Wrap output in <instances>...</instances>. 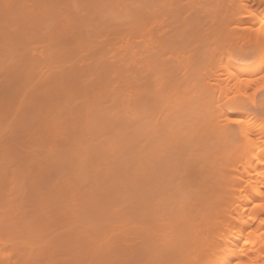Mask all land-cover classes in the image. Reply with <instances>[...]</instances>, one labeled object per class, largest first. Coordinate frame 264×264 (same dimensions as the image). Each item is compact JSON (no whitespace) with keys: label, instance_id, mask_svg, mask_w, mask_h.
Here are the masks:
<instances>
[{"label":"bare ground","instance_id":"1","mask_svg":"<svg viewBox=\"0 0 264 264\" xmlns=\"http://www.w3.org/2000/svg\"><path fill=\"white\" fill-rule=\"evenodd\" d=\"M262 206L264 0H0V232L23 264H264Z\"/></svg>","mask_w":264,"mask_h":264},{"label":"rangeland","instance_id":"2","mask_svg":"<svg viewBox=\"0 0 264 264\" xmlns=\"http://www.w3.org/2000/svg\"><path fill=\"white\" fill-rule=\"evenodd\" d=\"M259 98H260V97H259ZM39 167H40V166H39ZM42 169H43V168L41 167V170H42ZM41 170H37V171H36V172H37L36 175H38V174L40 173V174H39V176H40L39 179H40V180H42V178H43L42 175H43V172L45 171V169H43L42 173H41ZM38 171H40V172L38 173ZM46 172H48V171L46 170ZM46 172H44V176L47 174ZM41 174H42V175H41ZM34 175H35V174H33V178H34ZM39 176H37V177H39ZM33 178H31V179H33ZM44 178H45V177H44ZM47 178H49V177H47ZM47 178H46L45 180H48ZM39 179H38V180H39ZM43 180H44V179H43ZM30 181H31V180H30ZM30 181H29V182H30ZM42 182H43V181H42ZM45 182H46V181H45ZM45 182H43V183H45ZM30 185H31V186H30ZM30 185H29V187H30L29 189L32 188V191H33V193H31V192L29 193V194L31 195V194H34V190H35V189L38 190L39 188L35 187L36 185H35V186H33L32 184H30ZM41 185H42V183H41L40 185H38V187L41 186ZM32 186H33V187H32ZM34 187H35V188H34ZM33 188H34V189H33ZM42 188L45 189V188L43 187V185H42L41 188H40L41 190L36 191V192H38L37 194H39V191H41V192L44 194V190H43ZM30 191H31V190H30ZM41 192H40V193H41ZM43 194H42V195L40 194V195H41V198L38 199L37 202H40V203H41V201H42V203H43V200H45L44 198L46 197L45 194H44V195H43ZM34 195H36V194H34ZM34 195H33V197L31 196L30 200H32V198H34ZM35 197H36V196H35ZM37 198H38V197H37ZM42 198H43V199H42ZM41 199H42V200H41ZM35 200H36V199H35ZM39 200H40V201H39ZM46 200H47V199H46ZM32 201H33V200H32ZM60 201H61V200H60ZM48 202H49V201H47L46 203H48ZM50 202H51V201H50ZM54 202H55V201H54ZM58 202H59V201H58ZM67 202H68V201L66 200V204H65V203H64V204L67 205ZM40 203H39V204H40ZM46 203H45V204H46ZM61 203H63V202H61ZM43 204H44V203H43ZM48 204H49V205H52L53 203H52V204L48 203ZM54 204H55V203H54ZM54 204L52 205V208H51L52 211H53V209H54V208H53V207H54ZM56 204H57V205H60V207H61L60 210L62 211V210H63L62 207H64V204L62 205V204H60V202H59V204L56 202ZM40 205H41V204H40ZM47 206H48V205H47ZM47 206H46V207H47ZM42 207H43V205H42ZM44 207H45V205H44ZM44 207H43V208H44ZM56 207H57V206H56ZM56 207H55V208H56ZM65 207H66V206H65ZM67 207H68V205H67ZM67 207H66V208H67ZM47 208H48V207H47ZM48 209H50V208H48ZM64 209H65V208H64ZM45 210L47 211L46 208H45L43 211H45ZM51 210H50V211H51ZM58 210H59V209L57 208V211H58ZM65 210H66V209H65ZM65 210H64V211H65ZM46 211H45V212H46ZM45 212H44V213H45ZM48 212H49V210H48ZM55 213H56V212L54 211V214H55ZM58 213H59V211H58ZM60 213H63V212H60ZM65 213H66V211H65ZM52 214H53V212L50 213V215H52ZM54 214H53V215H54ZM67 214H69V213H67ZM67 214H66V215H67ZM59 215H60V214H59ZM61 215H62V214H61ZM61 215H60V216H61ZM66 215L63 214V215L61 216V218H63V217L66 216ZM45 216L47 217V216H49V215H45ZM56 216H57V215H56ZM56 216H55V217H56ZM52 217H54V216H52ZM55 217H54V218H55ZM43 218H44V216H43ZM50 218H51V217H50ZM54 218H53V219H54ZM56 218H59V217H56ZM46 219H47V218H46ZM59 219H60V218H59ZM54 220H55V219H54ZM56 221H58V219H57ZM54 222H55V221H53V223H54ZM57 234H58V232H57ZM59 235H60V234H59ZM11 239H13L12 236H11ZM5 240H7V238H5V237H4V234H3L2 232H0V251H1V252H0V260H1V264H4V262L7 264L6 261H10V260H7V259H11V262H9V263L12 264V263H14V260H15V259H17V258L20 259V257H22V254H21V256H19V257L16 256V253H18V252H17L18 246L21 245V242H20V243L18 242L20 245H17V241H18V240H16V241H15L16 244L13 243V244H15V245H13V244H11L10 241H9V242H8V241L6 242ZM19 240L21 241V239H19ZM11 241L13 242L14 240H11ZM16 245H17V246H16ZM59 245H61V244L59 243ZM23 246H24V245H23ZM23 246H22V247H23ZM62 246H64V245H62ZM78 246H79V245H78ZM16 247H17V249H16ZM22 247H19L20 250H21V253L24 252V253L26 254V253H27V251H25L26 249H24V248H22ZM65 247H68V246H65ZM26 248H27V247H26ZM59 248H60V247H59ZM62 248H63V247H62ZM72 248H74V249H75V248H79V249H80V247H76V246H73ZM23 249H24V251H22ZM27 249H28V251H29V248H27ZM60 249H61V248H60ZM20 250L18 249L19 252H20ZM43 250H44L45 252H47L48 248H47V250H46V249H43ZM70 250H71V249H70ZM72 250H73V249H72ZM77 250H78V249H77ZM77 250H76V251H77ZM41 251H42V250H41ZM50 251H52V250H50ZM50 251H48V252H50ZM61 251H62V250H61ZM65 251H66V250H65ZM65 251H64V252H65ZM80 251H81V249H80ZM15 252H16V253H15ZM45 252H43V253H45ZM56 252H57V251L50 252L51 255H50V253H49V254H48V253H45V254H47V256H48L49 259L46 258L47 256L45 257V256H43V254H42L41 256L45 257L46 260L48 261V262H47L46 260L43 261V264H47V263H49V261H50V260L52 261V259L54 260V263L56 264L57 262H59V261L61 260L60 257H62V258H63L62 260L65 262V260H66L65 256H64V257H63L62 255H61L60 257L58 256V255H60L59 253H61V252H59V249H58V252H57L58 254H57ZM67 252H68V251H67ZM78 252H79V251H78ZM78 252H77V253H78ZM24 253H23V255H24ZM33 253H36V252H33ZM40 253H42V252L39 251V253H38V255H37V256H38V260H39V258H41V257L39 256ZM65 253H66V252H65ZM72 253H73V252H72ZM18 254H19V253H18ZM18 254H17V255H18ZM36 254H37V253H36ZM62 254H63V253H62ZM67 254H68V253H67ZM67 254H66V255H67ZM73 254H74V253H73ZM26 255H27V254H26ZM30 255H31V254H30V251H29V256H30ZM53 255H54V256H53ZM68 255H69V254H68ZM13 256H14V257H13ZM15 256H16V257H15ZM32 256H33V255H32ZM50 256H51V257H50ZM55 256L57 257V260H56V261H55V259H56ZM73 256H74V255H73ZM75 256H76V255H75ZM75 256H74V257H75ZM25 257H28V256H25V255H24V259H25ZM34 257H36V255H35ZM30 258H31V256H30ZM30 258H26V260L29 261L28 259H30ZM50 258H51V259H50ZM67 258H69V256H68ZM24 259H23V257H22L20 260L17 259V261L15 260L16 263H14V264H19V263H20V264H21V263L23 264V263H25L24 261H26V260H24ZM36 259H37V258H36ZM36 259H34V260H36ZM43 259H44V258H43ZM64 259H65V260H64ZM2 260H4V261H2ZM38 260H37V261H38ZM62 260H61V261H62ZM67 260H68V259H67ZM18 261H20V262L17 263ZM22 261H23V262H22ZM27 261H26V262H27ZM30 261H32V262H28V264H29V263H30V264H33V263H34V262H33V258H32ZM46 262H47V263H46ZM69 262H70V261H69ZM71 262H72V261H71ZM107 262H108V261H107ZM107 262H105V264H106ZM35 263L37 264V262H35ZM35 263H34V264H35ZM39 263L41 264V262H38V264H39ZM59 263H62V262H59ZM26 264H27V263H26ZM49 264H51V262H50ZM52 264H53V263H52ZM62 264H63V263H62ZM66 264H67V263H66ZM95 264H102V263L99 262V261H96ZM103 264H104V263H103ZM109 264H110V263H109ZM111 264H114V263L111 262Z\"/></svg>","mask_w":264,"mask_h":264},{"label":"snow or ice","instance_id":"3","mask_svg":"<svg viewBox=\"0 0 264 264\" xmlns=\"http://www.w3.org/2000/svg\"><path fill=\"white\" fill-rule=\"evenodd\" d=\"M262 207H264V206H262Z\"/></svg>","mask_w":264,"mask_h":264}]
</instances>
